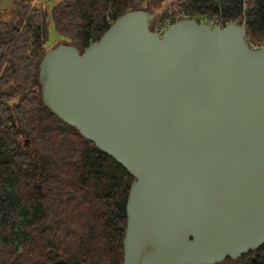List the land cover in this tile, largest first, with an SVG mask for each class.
Here are the masks:
<instances>
[{
  "label": "water",
  "instance_id": "water-1",
  "mask_svg": "<svg viewBox=\"0 0 264 264\" xmlns=\"http://www.w3.org/2000/svg\"><path fill=\"white\" fill-rule=\"evenodd\" d=\"M127 11L49 48L44 102L133 176L123 264H217L264 244V45L239 23L159 33Z\"/></svg>",
  "mask_w": 264,
  "mask_h": 264
},
{
  "label": "trees",
  "instance_id": "trees-1",
  "mask_svg": "<svg viewBox=\"0 0 264 264\" xmlns=\"http://www.w3.org/2000/svg\"><path fill=\"white\" fill-rule=\"evenodd\" d=\"M147 2L57 0L51 15L60 43L80 52L134 9L155 14L153 30L217 16L223 27L244 25L251 47L264 45V0ZM47 15L37 0L0 9V264H123L134 176L44 102ZM217 264H264V244Z\"/></svg>",
  "mask_w": 264,
  "mask_h": 264
},
{
  "label": "rangeland",
  "instance_id": "rangeland-1",
  "mask_svg": "<svg viewBox=\"0 0 264 264\" xmlns=\"http://www.w3.org/2000/svg\"><path fill=\"white\" fill-rule=\"evenodd\" d=\"M13 1L14 0H0V9L4 8V7H7V6H11L13 4ZM38 4L44 6L47 10H48V15H47V24H48V39H47V43H46V47L49 49V48H52L54 47L56 44L62 42L63 40H65L58 32L55 24H54V21H53V18H52V15H51V9L54 5V2H57V0H37ZM147 3V2H146ZM165 6H168V2ZM151 11H153V7H150ZM161 8H164V6L160 7ZM7 88H10V87H6Z\"/></svg>",
  "mask_w": 264,
  "mask_h": 264
},
{
  "label": "built area",
  "instance_id": "built-area-1",
  "mask_svg": "<svg viewBox=\"0 0 264 264\" xmlns=\"http://www.w3.org/2000/svg\"><path fill=\"white\" fill-rule=\"evenodd\" d=\"M185 18H188V17H185ZM200 21L203 22V23H208V24H210L212 26H215V25H220L221 26L220 21H219L217 16H214L212 18L204 17V18H201ZM169 25L170 24H167V25H165L163 27H157L156 31H158L159 33H163L169 27Z\"/></svg>",
  "mask_w": 264,
  "mask_h": 264
},
{
  "label": "crops",
  "instance_id": "crops-1",
  "mask_svg": "<svg viewBox=\"0 0 264 264\" xmlns=\"http://www.w3.org/2000/svg\"><path fill=\"white\" fill-rule=\"evenodd\" d=\"M149 0H146V2ZM175 0H162L161 6H165L168 2V4H170L171 2H174ZM148 3V2H147Z\"/></svg>",
  "mask_w": 264,
  "mask_h": 264
}]
</instances>
